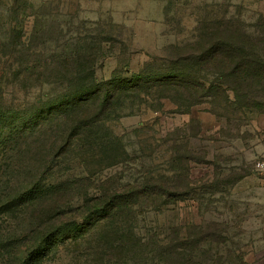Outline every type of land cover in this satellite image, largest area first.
<instances>
[{"label": "rangeland", "instance_id": "374dc122", "mask_svg": "<svg viewBox=\"0 0 264 264\" xmlns=\"http://www.w3.org/2000/svg\"><path fill=\"white\" fill-rule=\"evenodd\" d=\"M15 6L21 10L16 15L9 9ZM0 9V24H16L24 36L35 29L48 41L44 55L78 38L108 37L112 44L105 45L107 55L95 69L98 79L130 75L146 64L166 67L170 46L193 43L204 25L227 21L241 26L249 41L260 47L257 55L264 70V0H0ZM6 35L0 32V38ZM8 62L0 56V70ZM5 80L0 82L8 92L11 85ZM37 93L34 88L15 90L7 100L31 101ZM148 96L125 100L108 115L105 129L99 130L107 141L103 148L93 147L85 156L77 151L62 161L63 174L53 178L71 177L67 181L75 194L62 210L74 209L98 188L119 192L122 201L133 202L128 228L148 242L146 251L157 264L162 246L170 253L181 252L184 264H264V189L253 183L260 175L252 169L253 160L264 155L263 148L254 147L264 116L257 119L242 108L243 102L236 105L233 100L216 99L213 105V99L205 98L185 112L183 104L194 98L180 96L177 103L173 93L155 91ZM24 158L29 156L20 155ZM51 164L57 160L45 162ZM79 172L90 180L75 181ZM3 174L0 169V197L9 189L7 180L10 186L24 180L22 175ZM150 177L167 182L170 191L135 198L125 186ZM49 205L44 201L40 208L39 203L27 208V216L33 217L29 224L45 215ZM15 226L29 229L19 220H0L2 232L14 227L20 234ZM107 233V242L86 236L36 256V264H101L97 257L102 248L113 256L118 253L109 247L116 235ZM8 262L0 252V264Z\"/></svg>", "mask_w": 264, "mask_h": 264}, {"label": "trees", "instance_id": "16d2710c", "mask_svg": "<svg viewBox=\"0 0 264 264\" xmlns=\"http://www.w3.org/2000/svg\"><path fill=\"white\" fill-rule=\"evenodd\" d=\"M15 7L9 8L11 14L21 11ZM0 32L9 34L0 38V56L9 60L7 68L0 70V79L5 78L4 83L11 85L6 92L0 82V169L6 177L22 175L25 182L10 186L7 180L9 191L0 197V218L19 220L29 227L22 230L15 226L20 234L14 227L8 232L0 231V252L9 261L1 264H36V256L48 255L60 245L71 246L86 236L107 242V232L116 235L109 247L118 253L113 256L102 248L99 262L157 264L146 251L148 242L128 228L134 218L133 202L122 201L118 190L115 194L98 188L94 196H84L74 209L64 212L62 208L73 203L75 195L72 182L67 181L71 177H53L63 174L60 165L73 153L80 151L79 156H85L93 147L103 148L107 141L99 130L105 129L108 115L135 95L149 98L151 92H168L177 97V103L180 96L194 98L183 104L185 112L201 99H213V105L216 99L233 100L236 105L243 102L242 108L255 113L257 119L264 116V70L257 55L260 47L249 41L251 37L241 26L232 21L215 22L204 25L193 43L170 46L172 56L166 67L146 64L130 75L98 79L95 69L107 55L105 45L112 44L108 37L78 38L44 55L48 41L36 35L35 29L24 36L16 24L1 23ZM47 86L50 87L45 91L40 89ZM31 88L38 89L31 101L7 100L11 92ZM260 129L264 133V126ZM22 154L29 158L21 160ZM51 159L58 164L46 166ZM19 161H27V166ZM78 174L75 181L90 180L87 173ZM126 185L136 193L135 198L147 192L170 191L167 182L154 177ZM44 201L50 202L44 209L47 213L34 216L29 224L28 219L33 217L27 216V208L37 203L40 208ZM181 254L170 253L162 246L157 260L160 264H184L187 259H182Z\"/></svg>", "mask_w": 264, "mask_h": 264}, {"label": "crops", "instance_id": "0c3cea01", "mask_svg": "<svg viewBox=\"0 0 264 264\" xmlns=\"http://www.w3.org/2000/svg\"><path fill=\"white\" fill-rule=\"evenodd\" d=\"M258 137H259V139H257L256 143L254 144V147H255L256 151L258 149L261 150L260 148H263L264 149V133H263V131H261L259 133V136ZM255 173L257 175H260V176L256 177L253 180V183L257 184V187H259V189L262 192V189H264V172H255Z\"/></svg>", "mask_w": 264, "mask_h": 264}, {"label": "built area", "instance_id": "2783aa9c", "mask_svg": "<svg viewBox=\"0 0 264 264\" xmlns=\"http://www.w3.org/2000/svg\"><path fill=\"white\" fill-rule=\"evenodd\" d=\"M252 169L255 172H264V155L253 160Z\"/></svg>", "mask_w": 264, "mask_h": 264}]
</instances>
